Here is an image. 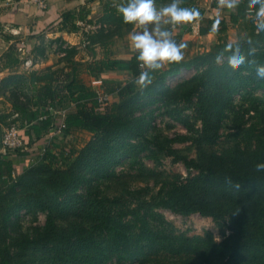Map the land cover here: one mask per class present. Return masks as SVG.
<instances>
[{"label":"trees","instance_id":"1","mask_svg":"<svg viewBox=\"0 0 264 264\" xmlns=\"http://www.w3.org/2000/svg\"><path fill=\"white\" fill-rule=\"evenodd\" d=\"M93 1L63 12L57 26L58 31L68 33L82 29L83 51L90 60H75L76 46L58 37L61 66L19 72L20 50L30 48L5 34V23L0 22V35L6 42L12 40L0 54V72H8L0 80V97H6L10 105L6 114L9 122L6 116L0 117V137L5 127L15 124L27 150L18 148L14 153L36 157L31 166L18 172L10 155L0 153V264H106L111 260L142 264L167 259L172 264H264V171L254 168L264 162V100L254 95L257 90L264 91V79L256 76V67L264 65V32L257 33L246 14L247 0L236 12L222 11L215 33L210 29L216 15L205 16L196 0H185L182 6L197 7L205 16L198 23V34H213L216 41L208 51L153 73V84L143 91L133 83L140 72L137 52L113 53L114 38L129 34L134 26L124 23L112 0H99V15L92 16ZM167 1L171 2L156 0L157 4ZM211 6L217 8L216 0ZM93 18L94 30L78 24H90ZM189 26H175L178 42ZM238 27L244 34L235 41L241 43L248 62L233 71L227 64V53L221 64L215 63V58L230 42L225 37L227 30ZM244 37L255 43V55H247L249 45ZM95 46L100 48L99 55ZM181 68L195 72L171 87L166 78ZM81 71L97 79L96 89L83 82ZM23 83L26 86L22 88ZM99 93L113 94L117 99L99 110ZM153 104L161 105L188 134L164 139L149 134L153 116L143 109ZM180 104L190 107L200 123L196 134H192L194 125L183 115ZM50 108L68 109L64 138L77 131L90 134L82 147L62 146L61 137L38 156V146L54 126L56 115ZM246 115H252L257 123L253 146L235 143L219 152H200L202 145L218 142L226 121L235 135L240 133ZM188 140L196 145L197 157L182 156L170 146ZM145 152L152 159L163 152L182 160L188 169L186 176H166L156 198L133 207L101 193L99 183L113 178L116 166L125 160L135 163ZM236 183L241 185L239 190ZM155 207L210 217L222 239L216 241L211 233H176ZM22 212L33 216L43 213L44 224L22 229Z\"/></svg>","mask_w":264,"mask_h":264},{"label":"rangeland","instance_id":"2","mask_svg":"<svg viewBox=\"0 0 264 264\" xmlns=\"http://www.w3.org/2000/svg\"><path fill=\"white\" fill-rule=\"evenodd\" d=\"M83 25L89 30H94V28L97 27L96 19L93 18L92 23L82 24L81 26ZM4 31L5 34L11 35L12 38L17 39V35H15V33H13L11 30L6 29ZM193 34V36L191 35V41L193 42L189 44L187 43L188 47L185 50V58H189L196 54H200L201 52L208 51L209 49H211L212 45L216 41L215 35L203 36L201 38H198L199 36L197 33ZM243 34L244 32L241 27L230 28L227 30L225 37L228 41H235L237 40L239 35ZM127 35L124 36L127 37ZM123 37L114 38L115 44L113 45V53H117V55L126 54V52H130L126 51V43L124 42L125 37ZM0 38L3 39L1 35ZM57 38L58 37H55L54 34L47 35V33H40L38 36H36V38H34V40H28V43L25 42V44H28L30 50L27 51L24 48L23 50H20L19 58L22 60L21 63H23V60L27 58H30L32 62L48 60L49 62H52L54 64L58 63V61L63 58V55L59 50L60 44ZM21 39L20 41H22ZM80 40V44H77V46L79 47H76L78 53L75 57L77 58L82 57V54L84 53L82 45V40H84V36L82 35V33ZM23 41L25 40L23 39ZM128 44H130V42ZM99 51L100 48L98 46H95V52L97 53V55H99ZM23 70L24 71L22 72H26V68H24ZM194 72V69L181 68L177 74L168 76L166 78V83L171 87H174L180 82L189 79L194 74ZM5 75L2 74L3 77ZM80 76L85 84H87L88 86H95L93 88L96 89L97 85L95 83H97V80L89 78L84 71L80 72ZM25 86V83H23L22 88ZM254 95L259 99L264 100V91L257 90L254 92ZM239 99V97H236V102H239ZM110 102L111 99L108 103ZM179 106L180 108H183V115L190 117V123L192 122L194 125V132H192V134H196V130L200 128V123L194 119L192 109L186 104H180ZM9 110L10 105L6 100V97H0V117L3 115L6 116V120L8 122L10 118L8 119V116L6 114L9 113ZM143 110L152 112L153 127L149 129V134H156L160 137V139H164L165 137L173 138L177 134H188V131L177 120L164 113V108L161 105L153 104L149 107L144 106ZM245 118V127L237 135L234 134L235 129L231 128L230 122L226 121L222 129V136L220 137L218 142L211 146L202 145L203 148H200V152H204L205 154L211 152H219L225 148L233 146L235 143H238L241 147L253 146L255 144L254 140L256 137V119L252 117V115H246ZM3 126L5 125L3 124ZM247 129L251 130L247 131ZM75 133L76 132H73L72 134H70V136L66 138L63 137L65 141H62L61 145L66 146L67 148L79 149L90 138V135L85 132L78 131V134ZM73 134L74 136H72ZM170 146L173 149L178 150L182 156H186L188 158L197 157V148L192 140L184 142H174ZM145 154L146 152L142 153L135 163H133L134 161L125 160L118 166H116L114 168L113 178L108 180L106 179L99 183L101 187V193L105 196H108L109 198H119L121 204L125 205L126 207H133L142 200H144L145 202H151L152 199L156 198L158 195V191L160 190V187L162 185L161 180L164 179L166 176L181 175L182 177H184L188 172V169L186 168L184 162L180 159L175 160L172 156L166 155L163 152L158 153L157 159L147 157ZM154 211H156L157 213L162 215L167 221H169L172 224L174 232L176 233H184L187 236H197L204 235L205 233H211L216 241H220L222 239V235L219 232L220 229L218 228L216 222L210 217H204L199 215L198 213L182 215L163 207H155ZM44 221L45 216L43 213H38L36 216L25 212H22L20 214V224L22 226V229H28L29 227L34 226H41L44 224ZM228 233L229 230H226L225 234ZM160 259L162 260L161 255ZM106 264L140 263H131L130 261L117 262L115 260H111ZM142 264H172V260H153L150 263L147 262Z\"/></svg>","mask_w":264,"mask_h":264},{"label":"clouds","instance_id":"3","mask_svg":"<svg viewBox=\"0 0 264 264\" xmlns=\"http://www.w3.org/2000/svg\"><path fill=\"white\" fill-rule=\"evenodd\" d=\"M112 3L118 13L122 14L124 23L134 26V30L128 34V39L131 47L137 52L136 60L140 68L133 83L141 91L153 84V73L185 60L188 44L175 39V26L194 25L205 19L199 8L182 6L185 0H171L163 6H157L156 0H112ZM243 3L245 0H216L220 11L216 13L210 31H219L224 9L236 12ZM246 14L251 16L257 33L264 32V0H247ZM243 40L249 45L247 55H255L258 51L255 43L249 37H244ZM226 53L227 64L233 71L239 70L248 62L239 41L228 42L217 54L215 63L221 64ZM256 76L258 79H264V65L256 67ZM254 168L256 172L264 171V162L256 163ZM234 187L239 190L241 185L236 183Z\"/></svg>","mask_w":264,"mask_h":264},{"label":"crops","instance_id":"4","mask_svg":"<svg viewBox=\"0 0 264 264\" xmlns=\"http://www.w3.org/2000/svg\"><path fill=\"white\" fill-rule=\"evenodd\" d=\"M36 1L37 0H0V22L5 23L4 30L6 29L11 30L13 33H15V35H17L16 36L17 39L23 38L25 40L23 41V39H21L22 42L28 43V40H34V38H36V37H33V38L28 37L29 34L47 33V35L54 34L55 37H61L63 40L66 41V43L79 47L77 46V44H80L81 42L80 39H81L82 29L68 33L65 31H58L57 26L60 20L59 19L60 15L63 12L73 11V10L78 9V7H80L81 5H84L87 0H44L45 1L44 8H40L37 5ZM196 2L202 8L204 6L203 9L205 12V16H208V17L215 16L216 13L219 11L218 8H214L211 6V3H212L211 0H196ZM168 3L169 2L167 1L164 3L157 4V6H163ZM100 4H101V1L99 0H94L90 4L92 16L97 17L99 15ZM187 25L188 24H184L183 27L185 28ZM189 27L190 29L188 31H184L182 33L181 41H184V42L188 41L191 43L193 42L191 41L192 36L194 35L193 33L198 34V23L194 25H190ZM133 30L134 28L131 31ZM176 32L177 30H174V34H176ZM211 35L213 34H208V35L198 34L199 36L198 38H201L203 36H211ZM127 37H125L124 42L126 43V51H130V52H126V54H120V55H129L131 52L134 51L133 48H130L131 45L128 44L129 39ZM11 41L12 40H9L8 42H6L4 39L0 38V54L8 47ZM114 54L117 55V53H114ZM82 55L83 56L80 58L75 57V60L84 61V60L91 59V56L85 52ZM62 64L63 63L54 64L52 62H49L48 60L47 61L40 60L39 62L35 61L33 66L26 68V71L42 69L48 66H52V67H55L58 65L61 66ZM17 69L19 72L24 71L22 63L19 65ZM7 73H8L7 71L0 72V78L3 77L2 74L5 75ZM86 75L93 80H97L96 78L91 77L87 73ZM92 87H95V86H92ZM110 99L112 102L113 100L117 99V97L112 94V95H109V100ZM69 109L70 110L73 109V106H70ZM75 134H78V131ZM87 134L90 135L89 133ZM72 136H74V134ZM62 141H65V140L63 139L61 140V142Z\"/></svg>","mask_w":264,"mask_h":264},{"label":"built area","instance_id":"5","mask_svg":"<svg viewBox=\"0 0 264 264\" xmlns=\"http://www.w3.org/2000/svg\"><path fill=\"white\" fill-rule=\"evenodd\" d=\"M37 5L40 8L45 7V1L44 0H37ZM78 24L82 25V22H78ZM33 62L30 58L23 60V68H29L30 66H33ZM98 101L101 102V106L99 110H103L104 105L109 102V95L99 93L98 94ZM50 111L56 115L54 126L51 130H49L43 137V142L38 146L37 154L38 156H41L43 152L45 151L46 147L50 145V143L54 140H57L61 137H63V131L65 128V116L68 112L67 108L59 109V110H53L50 108ZM20 148L21 150L26 151L27 148L24 147L23 141L19 135V129L15 124H11L10 126L3 129V132L0 137V153L4 155H10V158L14 161V166L17 169V171L21 172L27 167L31 166L35 160L36 157L34 155H27L23 157H19L14 153L15 149Z\"/></svg>","mask_w":264,"mask_h":264}]
</instances>
